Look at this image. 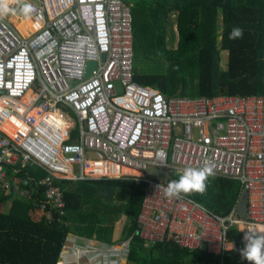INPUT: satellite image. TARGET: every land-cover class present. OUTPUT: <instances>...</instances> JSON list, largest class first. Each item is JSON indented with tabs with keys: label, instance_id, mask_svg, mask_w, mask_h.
Returning a JSON list of instances; mask_svg holds the SVG:
<instances>
[{
	"label": "built area",
	"instance_id": "2783aa9c",
	"mask_svg": "<svg viewBox=\"0 0 264 264\" xmlns=\"http://www.w3.org/2000/svg\"><path fill=\"white\" fill-rule=\"evenodd\" d=\"M24 2L36 9L31 18L37 25L27 34L0 17V194L28 200L47 224L66 227L55 179L132 178L146 185L138 219L145 246L167 238L218 256L220 264L225 252L236 248L227 238L229 227L240 232L264 227V93L167 99L133 80L131 4ZM88 62L97 68L85 78ZM30 90L33 97L24 102ZM4 125L12 126L20 141L1 130ZM206 163L212 176L240 186L226 217L188 197H166L167 184L147 175L150 169L182 174ZM26 167L46 175L20 177ZM243 193L247 212L239 219ZM132 239L68 235L56 264H128Z\"/></svg>",
	"mask_w": 264,
	"mask_h": 264
},
{
	"label": "trees",
	"instance_id": "16d2710c",
	"mask_svg": "<svg viewBox=\"0 0 264 264\" xmlns=\"http://www.w3.org/2000/svg\"><path fill=\"white\" fill-rule=\"evenodd\" d=\"M122 1L131 4L135 82L158 89L167 99L264 93V0ZM172 14L178 43L175 49H167ZM236 27L243 35L230 40L229 34ZM223 51L229 53L226 71L220 66ZM153 66L158 68H149ZM1 130L20 141L12 126ZM45 175L34 167L20 172V177L32 179ZM179 175L171 171L170 180ZM205 183L203 193L185 197L219 216H228L239 198L238 182L210 176ZM55 184L63 192L66 227L55 221L47 224L28 200L0 194V264H56L69 233L92 238L98 230L102 231L101 240L115 242L114 226L122 216L129 219L121 239L133 236L128 264H220L218 256L181 248L167 238L144 245L137 234L146 189L143 182L94 178L55 179ZM117 189L130 190L128 203L116 201ZM39 200H43L42 195ZM6 203L11 207L3 211ZM101 222H106L105 229H99ZM226 235L236 248L225 252L222 264H248L240 257L243 233L231 226Z\"/></svg>",
	"mask_w": 264,
	"mask_h": 264
},
{
	"label": "clouds",
	"instance_id": "9594fccd",
	"mask_svg": "<svg viewBox=\"0 0 264 264\" xmlns=\"http://www.w3.org/2000/svg\"><path fill=\"white\" fill-rule=\"evenodd\" d=\"M19 5V13L26 18H30L36 9L31 3L24 0H16ZM10 11L7 0H0V17ZM243 35L241 28H233L229 34V39H238ZM214 174L213 167L206 163L201 168L188 167L179 175L176 180H169L167 187L163 189L164 195L168 198L181 199L191 193H203L206 190V180ZM157 190L161 184L157 185ZM242 242L244 247L240 250V257L248 264H264V227H249L243 230Z\"/></svg>",
	"mask_w": 264,
	"mask_h": 264
},
{
	"label": "rangeland",
	"instance_id": "374dc122",
	"mask_svg": "<svg viewBox=\"0 0 264 264\" xmlns=\"http://www.w3.org/2000/svg\"><path fill=\"white\" fill-rule=\"evenodd\" d=\"M9 1L10 0H7V2H9ZM18 9H19V6H16V10H10L4 16L11 18V20L18 27V29H20L24 34H27L29 26L32 25L33 23L29 22L31 20L26 18V17H24L22 19L21 18L22 14L19 13ZM171 21H173V19H171ZM168 47L170 48L171 46H168ZM222 58L224 59V57H222ZM149 68L150 69H156V68H158V66H153V67H149ZM115 86H116V89H117L118 93H120V85L118 83H115ZM30 98H32V93L29 96V99ZM8 126L9 125H4L2 127H8ZM73 170H74V173L77 172V166L76 165H73ZM170 173H171V171H170ZM126 174L127 175H133L132 173L131 174L130 173H126ZM134 175H135V173H134ZM116 193H117L116 194V201L118 203H125V204L128 203L129 198H130V190L129 189H117ZM15 196L19 197L18 195H15ZM19 198H21V197H19ZM127 218L128 217H126V216H124V217L122 216L121 219L117 223H115L114 230H113V240L122 238V231H123V229H124V227L126 225ZM106 225H107L106 222H101V223H99L98 227H99V229L101 227L105 229ZM103 233H104V230H103ZM242 233H243V231H242ZM243 235H244V233H243ZM97 236H102V231H101V233H99L98 230L96 232H94L92 238H98Z\"/></svg>",
	"mask_w": 264,
	"mask_h": 264
},
{
	"label": "water",
	"instance_id": "95a60500",
	"mask_svg": "<svg viewBox=\"0 0 264 264\" xmlns=\"http://www.w3.org/2000/svg\"><path fill=\"white\" fill-rule=\"evenodd\" d=\"M35 2H38V0H34ZM104 55L101 56V59H104ZM97 68V63L96 62H88L86 65V70H85V78H88L91 75L92 70ZM2 94V91H0V96ZM149 176L154 177L155 179L164 182V184H167V182L170 180V174L165 171V170H158V169H150L148 170ZM246 212H247V199H246V194L243 193L238 207H237V216L239 219H244L246 217ZM139 234V231L137 232ZM244 247V245H243ZM242 247V248H243Z\"/></svg>",
	"mask_w": 264,
	"mask_h": 264
},
{
	"label": "crops",
	"instance_id": "0c3cea01",
	"mask_svg": "<svg viewBox=\"0 0 264 264\" xmlns=\"http://www.w3.org/2000/svg\"><path fill=\"white\" fill-rule=\"evenodd\" d=\"M171 19H173V21H171ZM10 22L14 24V22L11 20V18H9ZM174 21H175V14H172L170 15V18H169V22L170 24L172 25L171 27V32L168 31V34H167V40L169 41V44L167 45V49H175L176 46H177V34H176V29H175V26L173 25L174 24ZM15 25V24H14ZM16 26V25H15ZM220 41L222 40V38L220 37L219 39ZM168 46H171L170 48ZM228 56H229V53L226 52V51H223L221 52V69L223 71H226L227 69V62H228ZM224 57V59L222 58ZM34 168H38V167H34ZM39 169V168H38ZM128 170V169H127ZM130 171V170H128ZM132 172V171H131ZM82 180H85V179H82ZM11 207V203H6L4 206H2V210L3 211H8V209ZM40 213V212H39ZM41 214V213H40ZM69 236L70 235H75L74 233H69L68 234ZM67 235V236H68ZM79 236V235H78ZM98 238H88V239H94V240H101V236H97ZM80 238L84 239L86 237H81ZM130 238V237H129ZM129 238H126V239H129ZM125 239V238H124ZM124 239H116V240H113L115 242L117 241H120V240H124ZM105 241V240H103ZM109 242V241H108Z\"/></svg>",
	"mask_w": 264,
	"mask_h": 264
},
{
	"label": "bare ground",
	"instance_id": "6f19581e",
	"mask_svg": "<svg viewBox=\"0 0 264 264\" xmlns=\"http://www.w3.org/2000/svg\"><path fill=\"white\" fill-rule=\"evenodd\" d=\"M16 6H19V5L16 3V0H10V1L8 2V7H9L10 10H16ZM17 16H18V15H17ZM21 18L23 19L24 16L22 15ZM28 19L31 20V21H29V22H32V23H33L32 25L29 26V29H28V31H31V30L33 29V27L37 25V23H36L31 17L28 18ZM31 93H32V97H33V90H30V91L26 94V97H25L24 100H23L24 102H27V101H29L30 99H32V98L29 99V96H30ZM126 173H130V174L132 173L133 175H134V173H135V175H138V173H136V172H134V171L131 172V170L128 171L127 169H122V174H126ZM253 227L261 228V227H263V226H253ZM241 228H242V227H241Z\"/></svg>",
	"mask_w": 264,
	"mask_h": 264
}]
</instances>
